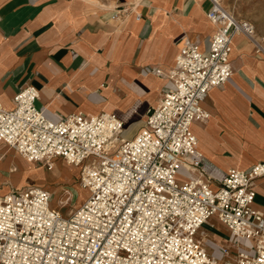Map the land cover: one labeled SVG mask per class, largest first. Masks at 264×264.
<instances>
[{
  "label": "built area",
  "instance_id": "built-area-1",
  "mask_svg": "<svg viewBox=\"0 0 264 264\" xmlns=\"http://www.w3.org/2000/svg\"><path fill=\"white\" fill-rule=\"evenodd\" d=\"M209 1L216 28L207 50L189 40L180 47L166 72L171 86L130 139L113 112L48 118L32 84L15 92L13 108L0 103V142L48 169L56 158L80 167L79 186L88 191L67 216L41 186L0 194V264H264V216L253 205L264 160L228 169L213 186L191 129L209 117L202 105L208 91L232 75L233 35L254 40L250 22L222 0ZM181 166L196 174L178 180ZM212 218L235 252L221 245L216 256L197 237Z\"/></svg>",
  "mask_w": 264,
  "mask_h": 264
},
{
  "label": "crops",
  "instance_id": "crops-1",
  "mask_svg": "<svg viewBox=\"0 0 264 264\" xmlns=\"http://www.w3.org/2000/svg\"><path fill=\"white\" fill-rule=\"evenodd\" d=\"M111 1L100 10L89 0H0L1 105L13 108L15 92L32 84L40 94L35 104L48 118L109 111L124 121L121 136L132 138L171 86L166 72L180 47L189 40L207 50L216 25L207 17L209 0ZM229 59L230 79L202 103L209 117L191 125L213 186L228 169L264 160V49L238 32ZM63 162L56 158L47 170L0 142V194L55 182ZM189 173L196 174L181 166L178 180ZM253 183V205L264 216V176ZM57 187L63 192L61 184L50 189ZM223 232L214 218L198 231L216 256L229 240Z\"/></svg>",
  "mask_w": 264,
  "mask_h": 264
},
{
  "label": "rangeland",
  "instance_id": "rangeland-1",
  "mask_svg": "<svg viewBox=\"0 0 264 264\" xmlns=\"http://www.w3.org/2000/svg\"><path fill=\"white\" fill-rule=\"evenodd\" d=\"M93 2L95 7H98L100 10L107 8L110 5L111 0H89ZM224 6L237 18L240 20H246L250 22L254 27L253 38L256 42L264 49V0H223ZM60 162V161H59ZM63 164H65L63 162ZM62 166V165H61ZM45 167V166H44ZM47 168V167H45ZM59 165L55 164L53 169H58ZM49 170V169H47ZM51 170V169H50ZM79 170L80 167L74 168L71 170V166L66 165L62 167V170L59 172L61 175L55 182L49 180L48 183L44 186L52 194V206L56 208L62 215L67 216L72 212L87 196V189H83L79 186ZM62 185L63 192L61 197L54 196L51 187ZM44 187V188H45ZM212 225V223H211ZM205 227V226H204ZM209 231H212L216 228H210L209 226L205 227ZM199 231V230H198ZM202 234L197 232V237H201ZM224 237H227V233L223 232ZM229 239L228 237L226 240ZM206 247H209V250H212L209 242H204ZM224 245H228L231 251L235 252L236 248L232 242L227 240L222 242Z\"/></svg>",
  "mask_w": 264,
  "mask_h": 264
},
{
  "label": "bare ground",
  "instance_id": "bare-ground-1",
  "mask_svg": "<svg viewBox=\"0 0 264 264\" xmlns=\"http://www.w3.org/2000/svg\"><path fill=\"white\" fill-rule=\"evenodd\" d=\"M222 3H223V0H222ZM61 192H62L61 191V188L60 187H57L56 188V191L54 192V196H60L61 197V195H62Z\"/></svg>",
  "mask_w": 264,
  "mask_h": 264
}]
</instances>
